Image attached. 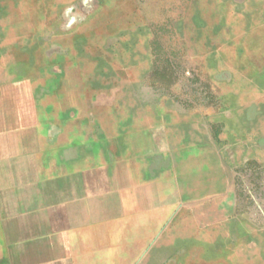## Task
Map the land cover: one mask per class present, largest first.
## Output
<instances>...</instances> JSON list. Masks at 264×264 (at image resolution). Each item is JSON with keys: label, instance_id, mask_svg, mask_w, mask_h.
<instances>
[{"label": "crops", "instance_id": "0c3cea01", "mask_svg": "<svg viewBox=\"0 0 264 264\" xmlns=\"http://www.w3.org/2000/svg\"><path fill=\"white\" fill-rule=\"evenodd\" d=\"M117 3L0 0V264H188L242 225L264 240V98L226 92L227 71L218 108L164 84L156 31L106 20Z\"/></svg>", "mask_w": 264, "mask_h": 264}, {"label": "rangeland", "instance_id": "374dc122", "mask_svg": "<svg viewBox=\"0 0 264 264\" xmlns=\"http://www.w3.org/2000/svg\"><path fill=\"white\" fill-rule=\"evenodd\" d=\"M91 5L86 1L82 8L86 12ZM35 7L42 5L36 1ZM117 11H110L106 20L125 23L121 13H134L138 22L153 26L159 61L174 60V65H156L154 75L164 84L194 90L197 102L205 100L218 108L222 87L214 74L227 71L226 92L242 88L249 98L256 92L264 98V0H118ZM241 230V240L212 241L209 249L195 242L188 264H260L264 258L256 249L264 248V240L247 238L249 226L242 225ZM233 248L238 256L219 255Z\"/></svg>", "mask_w": 264, "mask_h": 264}]
</instances>
